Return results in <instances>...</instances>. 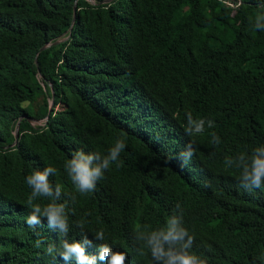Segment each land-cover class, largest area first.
<instances>
[{
	"label": "trees",
	"instance_id": "16d2710c",
	"mask_svg": "<svg viewBox=\"0 0 264 264\" xmlns=\"http://www.w3.org/2000/svg\"><path fill=\"white\" fill-rule=\"evenodd\" d=\"M101 1L0 0V264H65L46 254L63 237L43 218L26 223V178L47 166L69 240L83 232L126 251L127 264H152L137 229L164 226L179 203L191 250L208 264H264V188L241 187L224 165L264 144V31L253 24L264 0ZM187 113L214 127L187 135ZM122 136V166L76 193L65 170L73 153L106 155Z\"/></svg>",
	"mask_w": 264,
	"mask_h": 264
},
{
	"label": "clouds",
	"instance_id": "9594fccd",
	"mask_svg": "<svg viewBox=\"0 0 264 264\" xmlns=\"http://www.w3.org/2000/svg\"><path fill=\"white\" fill-rule=\"evenodd\" d=\"M254 28L264 31V12L257 13L254 21ZM187 125L185 132L189 136L203 133L205 125L208 128L214 127V121L205 118H193L191 113L186 114ZM211 143L218 145L220 137L211 133ZM126 137L117 138L114 146L109 148L106 155L100 153L77 150L71 159L65 164V170L74 186L76 193L81 196L95 191L97 182L104 177L113 164L122 166L120 154L126 148ZM195 148L192 143L186 145L185 150L180 153V159L187 165L193 155ZM226 168H235L240 171L239 181L241 187L252 190L264 188V144L259 145L249 152H240L235 156L226 157L224 160ZM57 169L47 166L43 170H35L26 178L27 184L32 189L27 199L30 213L26 223L30 228L40 225L43 220L47 221L50 229L57 231L63 239L60 247L49 244L46 254L53 259L58 255L65 264L75 261V264H127L128 254L126 251L114 250L107 243L94 245L93 239H89L86 233L81 234L79 240H69V216L67 204L60 203L62 188L59 184L53 186L49 180L54 176ZM49 198L47 204L36 202L39 198ZM75 201L76 197H71ZM177 211L169 216L162 227L151 228L148 225L137 229L136 239L141 243L138 254L144 256L150 253L152 264H208V260L192 251L194 237L190 235L188 228L184 226L186 217L182 214L181 206L176 205ZM78 226L83 229V222ZM95 241H103L105 234L103 230L97 231L93 236ZM36 246L40 247L41 241L37 240ZM96 247L98 255H90L88 249Z\"/></svg>",
	"mask_w": 264,
	"mask_h": 264
},
{
	"label": "water",
	"instance_id": "95a60500",
	"mask_svg": "<svg viewBox=\"0 0 264 264\" xmlns=\"http://www.w3.org/2000/svg\"><path fill=\"white\" fill-rule=\"evenodd\" d=\"M114 0H103L101 1V3H107V2H112ZM74 9H75V12L77 10V2H75V5H74ZM75 18H76V14L74 15V21H75ZM46 48V46H43L42 49ZM54 98H55V93L53 91V95H52V100H51V105H50V109H49V113H48V116L47 118L50 116V113L53 111V105H54ZM30 120H33L32 118H29ZM19 127H20V121L17 123V127H16V140L19 138Z\"/></svg>",
	"mask_w": 264,
	"mask_h": 264
},
{
	"label": "built area",
	"instance_id": "2783aa9c",
	"mask_svg": "<svg viewBox=\"0 0 264 264\" xmlns=\"http://www.w3.org/2000/svg\"><path fill=\"white\" fill-rule=\"evenodd\" d=\"M232 7L239 6L241 4V0H225Z\"/></svg>",
	"mask_w": 264,
	"mask_h": 264
}]
</instances>
